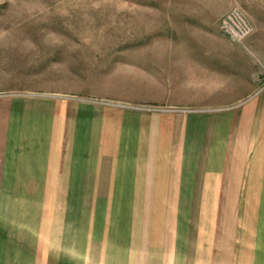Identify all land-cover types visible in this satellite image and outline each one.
Returning <instances> with one entry per match:
<instances>
[{
	"label": "crops",
	"instance_id": "0c3cea01",
	"mask_svg": "<svg viewBox=\"0 0 264 264\" xmlns=\"http://www.w3.org/2000/svg\"><path fill=\"white\" fill-rule=\"evenodd\" d=\"M157 46L131 96L0 92V264H261L231 212L264 206V76L220 38Z\"/></svg>",
	"mask_w": 264,
	"mask_h": 264
},
{
	"label": "rangeland",
	"instance_id": "374dc122",
	"mask_svg": "<svg viewBox=\"0 0 264 264\" xmlns=\"http://www.w3.org/2000/svg\"><path fill=\"white\" fill-rule=\"evenodd\" d=\"M241 1L245 5L236 0H0V92L49 90L65 93L59 97L85 100L107 92L131 96L141 80L115 82V77L139 69L164 74L173 57L138 53L157 49L158 40L165 37L220 38L231 46H243L254 73L264 76V58L244 46L252 39H264V32L256 30L245 13L251 12L249 0ZM233 9L252 28L242 44L230 41L219 28V20ZM252 14L264 28V16L254 10ZM124 63L130 67H119ZM162 89L170 90L166 85ZM232 211L234 216L245 215L243 225L251 231L245 245L257 248L256 262L261 258L264 264V206ZM257 214L260 224L255 222Z\"/></svg>",
	"mask_w": 264,
	"mask_h": 264
},
{
	"label": "built area",
	"instance_id": "2783aa9c",
	"mask_svg": "<svg viewBox=\"0 0 264 264\" xmlns=\"http://www.w3.org/2000/svg\"><path fill=\"white\" fill-rule=\"evenodd\" d=\"M219 28L230 41L236 44H242L252 32L245 17L236 9L229 11L219 20Z\"/></svg>",
	"mask_w": 264,
	"mask_h": 264
}]
</instances>
